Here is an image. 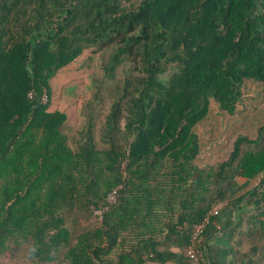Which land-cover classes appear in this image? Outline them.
<instances>
[{
    "label": "trees",
    "instance_id": "1",
    "mask_svg": "<svg viewBox=\"0 0 264 264\" xmlns=\"http://www.w3.org/2000/svg\"><path fill=\"white\" fill-rule=\"evenodd\" d=\"M84 53L109 86L69 139L52 80ZM262 115L264 0H0V258L166 264L222 205L198 263L227 232L228 264H264Z\"/></svg>",
    "mask_w": 264,
    "mask_h": 264
},
{
    "label": "rangeland",
    "instance_id": "2",
    "mask_svg": "<svg viewBox=\"0 0 264 264\" xmlns=\"http://www.w3.org/2000/svg\"><path fill=\"white\" fill-rule=\"evenodd\" d=\"M87 53H84L82 56L77 58L71 65L62 69L57 79L52 80L53 85L58 88V94L55 99L51 100L52 106H59L62 110H65L68 119L64 126L62 127V132L67 135L69 139L73 138L74 135H78V132L81 130L83 125L88 120L87 116L93 112L98 110L99 104L92 103L93 102V95L95 90H97V81L100 82L101 76L99 77L98 73H95L96 69L101 67V64L104 63V60L107 58L108 53L103 54V56H97L94 60L89 59ZM102 83L105 86H109L108 82L105 79H102ZM93 82L95 84L93 85ZM74 86L71 90L68 103L64 102L66 99L67 86ZM96 87V89H95ZM104 88L102 87L100 96H104ZM61 103V104H60ZM258 113V112H256ZM250 114H255L251 112ZM264 115L261 116L263 118ZM212 122H216V134H218L222 129L223 126L220 125V122H217L214 119H211L209 123L206 124L205 128H209ZM203 128H200L199 131H203ZM236 131L234 126L231 125L229 128H226L222 133V137L217 142V152L215 158H211L209 156L203 157L199 164L206 166L212 165L217 160H221L226 157L227 153L230 150V143L234 139L233 132ZM211 138V136H207V138ZM215 136H212L214 138ZM264 176V175H263ZM261 177L257 178L254 181L253 185H257L259 183ZM96 212L95 214H98ZM17 259H3L0 258V264H17Z\"/></svg>",
    "mask_w": 264,
    "mask_h": 264
},
{
    "label": "crops",
    "instance_id": "3",
    "mask_svg": "<svg viewBox=\"0 0 264 264\" xmlns=\"http://www.w3.org/2000/svg\"><path fill=\"white\" fill-rule=\"evenodd\" d=\"M227 223V217L222 216L216 224V228L223 231L222 229L226 227ZM232 240L233 239H230L229 233L227 232L215 233L213 236L208 238L205 245L210 261L218 264H228L231 260ZM171 250L177 256L172 260V262H167L166 264H194L191 260L185 259L182 251L178 248H172Z\"/></svg>",
    "mask_w": 264,
    "mask_h": 264
},
{
    "label": "built area",
    "instance_id": "4",
    "mask_svg": "<svg viewBox=\"0 0 264 264\" xmlns=\"http://www.w3.org/2000/svg\"><path fill=\"white\" fill-rule=\"evenodd\" d=\"M32 95L29 94V98H31ZM41 103H46L47 102V96L46 94H43L40 98ZM109 201L113 202L114 201V196L113 194L109 196ZM220 206H214L212 209L208 212L207 216L202 220L201 223L197 224L194 226V233H192L191 236V241L188 246L183 248L182 254L185 258L191 260L194 264H199L198 263V250L194 247L195 243L200 242L202 239V233L205 229V227L209 224V218L218 216L219 215V209ZM100 214V213H98Z\"/></svg>",
    "mask_w": 264,
    "mask_h": 264
},
{
    "label": "clouds",
    "instance_id": "5",
    "mask_svg": "<svg viewBox=\"0 0 264 264\" xmlns=\"http://www.w3.org/2000/svg\"><path fill=\"white\" fill-rule=\"evenodd\" d=\"M43 104H45V103H43Z\"/></svg>",
    "mask_w": 264,
    "mask_h": 264
}]
</instances>
